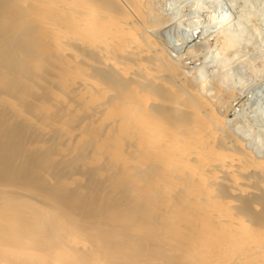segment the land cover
Segmentation results:
<instances>
[{
	"label": "bare ground",
	"instance_id": "1",
	"mask_svg": "<svg viewBox=\"0 0 264 264\" xmlns=\"http://www.w3.org/2000/svg\"><path fill=\"white\" fill-rule=\"evenodd\" d=\"M147 2L28 0L26 7L38 12L39 19L47 24L46 40L55 44L60 53V59L57 61L67 66L65 72L73 76L74 84L72 79L68 81L71 80L70 84L74 86L71 96H74L73 105H77L70 109L76 110V113H89V126L92 129L90 132H93L92 135L102 134L98 160H104L106 157L107 161L110 160V165L116 162L115 165L119 164L118 167H121V164L126 178H142V186L138 184L139 187L136 182L139 191L144 186L146 194L155 196V193L162 194L160 192L164 190L167 194L163 193L166 202L162 200L165 204L161 210L167 208L171 212V224L165 222L164 226L157 227L156 222L153 226L149 220L153 219L145 212L147 215L143 213V217L149 218L150 223L142 226L145 223L144 221L141 224L143 214H139L141 221L135 218V212L139 213V209L142 211L144 204H140V201V206L136 203L133 205L134 201L127 204V201H123L127 198V195H124L126 193L120 192L119 195L122 197L123 194L122 201L127 207L121 208L125 207V204L120 206L118 203V206L115 203L118 199L113 196V200L110 196L114 191L110 190V194L104 197L103 188L100 189L102 193L99 189L90 193L98 199V204L85 210L87 214H81L85 208L82 204L68 208V200L86 199L82 196L84 194L80 192L72 194L69 198L67 196V200L64 199L65 196L61 199L66 185H72L60 181L66 179L65 177H60L58 180L62 184H55L57 188L48 193L47 190H42L46 189L45 187L39 188L37 181H25L22 175L14 171L16 167H13L14 161L20 156L15 151L17 146L5 144L4 135L0 134V158L4 163L0 170L3 169L4 176L7 174L8 179L11 178L10 181L19 188L16 192L10 188L11 182L5 185L3 183L7 180L0 181V264H127L129 254L133 255L134 250L151 249L161 243L169 244L168 239L182 237L183 231H187L185 235L191 240L188 247L200 257L196 264H264V193L261 196L250 195L255 191L251 193L246 182L247 176L252 174L264 178V159L260 160L250 154L240 140L234 144L236 149L231 147L235 142H231V137H228L231 140V144H227L229 147L221 143L222 139L227 138H224V134L227 133L228 120L217 112L215 105L206 97L201 87L187 83L188 76L168 59L158 40L151 36L146 20ZM211 2L216 5L218 1ZM22 15L27 17L30 13L25 12ZM211 23L214 26L219 25V22L214 20ZM1 38L3 37H0V44L3 46H0V56L3 58L5 55L7 60L4 59V62L11 61V52L2 50L3 47L7 48L8 44L5 46L6 40L1 42ZM42 47L40 45V48ZM5 75L7 76V73ZM63 83L66 87L69 85ZM72 100L73 98L69 105ZM2 113L5 115L6 112ZM70 114L68 116H71ZM65 116L66 119L69 118ZM5 117L3 116L4 119ZM7 121L10 122L9 119ZM9 129V138L19 135L14 133V127ZM92 135L86 136L91 138ZM22 137L21 133L23 140ZM24 138L27 139V136ZM82 144L84 143H81V147ZM47 154L48 152L43 153L42 156H48ZM28 155H24L25 158ZM30 156L38 160L35 157L37 155ZM17 161L20 162V159ZM70 163H66L67 166H71ZM116 167L110 168L111 171L117 170ZM110 174L115 177L113 179H117L115 174ZM60 175H63V171ZM51 179H47V182L51 181V185L47 184V187L54 186ZM119 181L121 180H118V184ZM259 182L260 187L264 189V179ZM136 186L133 187L138 191ZM120 189L116 190L117 197ZM240 198H247L246 203ZM145 201L144 203L148 204V200ZM59 202H67V208L58 210ZM110 208L115 211L114 215L108 213ZM153 212L151 211V215ZM176 215H179L180 219H176ZM125 221L128 226L124 225ZM86 238L87 244L83 241ZM175 239L171 244L178 242ZM158 246L157 248H161ZM184 247L181 246L182 250ZM175 248L172 246L171 251L166 250L170 253ZM181 248L179 253H183ZM126 252L129 254L126 255ZM174 253L169 255L171 257L167 256L162 264L191 263L188 256L185 257L186 254L183 256L187 259H184L176 253L175 258ZM158 256L159 253L157 257L144 254L137 260L134 259L133 264H161L158 262ZM163 256L160 257L163 258L161 260H165L166 255ZM196 260L197 257L193 263Z\"/></svg>",
	"mask_w": 264,
	"mask_h": 264
},
{
	"label": "rangeland",
	"instance_id": "2",
	"mask_svg": "<svg viewBox=\"0 0 264 264\" xmlns=\"http://www.w3.org/2000/svg\"><path fill=\"white\" fill-rule=\"evenodd\" d=\"M26 1L28 2V0H0V37H3L1 38V42L3 39L6 40V44H4L5 46L8 44L7 48L3 47L2 50L5 51L4 49H7L12 55L11 61L8 60L5 62V55L4 57L2 56L3 58L0 56V113L2 114H0V134L4 135L3 142L6 141L5 144L9 143L11 145H15L14 147L17 146L15 151H17L18 155L20 156L14 161L13 167H16V170L14 171L17 174L22 175L24 180L29 183L37 181L36 184H39V188L40 186L41 188L45 187L46 189L42 190H47V193L52 189L57 188L55 187V184L56 186H59V184H62V182L65 181L68 184H72L66 185L64 188L65 191H62L64 194L61 192V199L65 196L64 199L67 200V196L69 198V196H72V194H77L80 192L84 194L82 196L86 197V199H82L83 201L76 199L68 200V203L59 202L58 210H62L63 208L66 209L67 207H65V205L67 204L70 205L68 208H73L77 204H82L85 208L83 209L84 212L81 214H87L85 210L96 207L98 204V199L90 195V193H93L94 190L97 189H104L103 191L105 192L100 190L101 193L103 192L102 196L104 195L105 197L106 194H110V192L114 191L110 196L111 198L115 196L116 200L118 199L115 202L117 205L118 203L120 206L125 204V207L122 206L121 208H127L126 203H123V201H127V204H132L134 201L133 205H135V203L139 204L138 201H140V204H144L142 205V211L139 209V213L135 212V214H137L135 215V218L141 220V218L144 216L143 213L146 212L147 214H150L153 221L149 218L143 217L141 224L144 223V221L145 223L142 224V226L145 227L146 223H150L149 220L153 226H155V223L157 222V227L164 226L163 223L165 222L169 223L171 212L167 210V208L166 210L164 209L165 211L161 210L165 204H163V202H166L164 195L167 194L164 193V190L161 192L157 190L162 194L155 193V196L154 194H150V196L148 193L146 194L144 186L141 187L140 191L139 188H137L139 185L142 186L141 183L143 182L140 181L142 178L137 180L136 177L129 178L128 176L130 179L129 181V179L126 178V174V177H124V173L126 172H124L121 164L120 166L122 169L119 171V168L121 167H118L119 164L115 165L116 162L113 163V165L111 163V166L108 162L110 160L107 161L105 159L106 157L104 160H98L97 155L101 151L99 140H101L102 134L98 136L97 133L96 136L95 134L92 135L93 132H90L92 129L89 126L91 125V121L89 120L91 115L89 113L84 110L83 113H81V111L76 113V110H73L77 103L73 105L74 96L72 97L71 95H73L74 86L70 84L71 80L68 81V79H72L73 76L71 73L67 74L65 72V70L67 71V66L62 65L60 61H57L60 59V53L57 50V47L55 48V44L53 45L51 42L46 40L47 37L45 32L47 24L39 19L38 12H35V10H28V7H26L28 4ZM211 1L212 0H146L148 3L146 8V17L148 19L146 20H148L147 25L150 28H148L150 30L149 33L151 36L153 35V38L158 40L157 42L161 48L163 47L168 59L173 64H175L181 72L188 76L187 83L195 85L197 84L199 87H201L203 92H205L206 97L210 99L215 105L217 112L226 118L225 120H228V124L226 125L228 128L226 129L227 136L224 134V138H227L222 139V141L220 140L221 143L223 142V144L226 146L227 144H231V142L233 143L235 141L233 144H231V147L233 146L232 148L236 149L237 147H235L234 144L236 145V142H239L240 140L243 145L246 146L245 148L250 154L261 160L264 159V150H256L254 149V146L264 142V115H262V113H264V52L261 51V47L264 46H262L260 43V37L257 36L250 27V20L251 23L256 25V27L259 28L261 32H264V22H262V20H264V0H217L219 3L217 2L216 5H213ZM223 11H227L231 15L228 17L217 15L214 18V22H219V25H212V21L209 20V16L213 13L219 14ZM22 12H26V14L30 13V15L23 17ZM229 37H232L236 40L235 47H229ZM40 45L43 46L42 48L46 49L47 52L46 50H42ZM0 46L3 45L0 44ZM7 50L5 52H7ZM60 64L61 66L58 67ZM250 68L251 70H249ZM6 73L7 76L5 75ZM63 76L64 78H62ZM59 78H61L62 81ZM116 79H118V77H116ZM63 82L67 83L66 85L69 83V87L67 86V88ZM72 84H74L73 79ZM71 98H73L71 101L72 106L69 105ZM65 99L66 101H63ZM72 107L73 109L71 110L70 108ZM66 109H68L67 113H65ZM2 112H6L7 114L4 113L5 115H3ZM69 114L71 116H68ZM77 114L78 116H76ZM65 115H67L69 118L66 119ZM72 115L75 117H72ZM3 116H6L5 119ZM62 116H64V118ZM8 119L10 122L7 121ZM87 122L89 124H87ZM17 125H22L23 127L19 126L18 128ZM87 125L89 127H87ZM12 127L16 129L14 133L19 135L17 137L15 136L9 138L10 135L7 131H9V128ZM28 127L31 129L27 130L26 128ZM21 133L23 140L21 139ZM29 134H31V136H29ZM90 134L92 135L91 138L86 136H90ZM24 136H27V139L24 138ZM35 137L37 138L35 139ZM228 137H231L230 139L232 141ZM89 138L91 140L93 138L94 139L91 141ZM17 140L19 142L18 145ZM22 141L26 142L22 143ZM81 143H84L82 144V147ZM97 145H99V147ZM18 151H20V153ZM45 151L48 152L50 156L48 154V156H42L43 153H46ZM31 154H34V156L37 155L35 157H37L38 160H36V158H32L30 156ZM24 155H28L26 158L32 159L27 160ZM43 157L46 159L44 160ZM18 159H20V162L17 161ZM71 159H73L72 163H70ZM105 161L110 166L107 164L105 165ZM2 162L3 159L0 158V164H2L0 166H4V163ZM66 163H70L71 166H67ZM112 167H116L117 170L114 169V171H119L118 174L122 172L119 174L121 175L120 177L117 172L114 173V171H111L110 168ZM62 171L63 175H60ZM52 172L53 174L57 173L58 175L56 174L54 177ZM111 172L117 176L116 180L113 179L115 177H111ZM3 173L5 174L3 169H1L0 177H3L0 178L2 179L0 181L4 182V180H7V182L5 181L3 184L9 185L11 178L8 179L9 176L6 174V177ZM49 173L51 176H49ZM65 173L68 174L66 175ZM45 175L47 177H45ZM60 177H65L66 179H61L60 181H63L60 183L58 180ZM51 178L55 179V181L58 180L57 183H55V181ZM108 178L110 180H108ZM134 178L136 181L133 180ZM47 179L52 180V183H54L53 187L55 188L52 186L47 187V184L48 186L51 185V181L47 182ZM262 179H264L263 176H259L258 174H256V176L255 174L247 176V187L250 188L251 193L255 191L250 195L261 196V194L264 193V189L260 187L261 182H259L262 181ZM118 180H121V182L119 181L120 186H118ZM125 181L130 184H127ZM113 182L116 185H114ZM136 182L137 185L139 184L138 186H136ZM12 184L13 183L11 182L10 188L17 192L19 188L17 189V185ZM121 184H124V186ZM133 186H136L138 191H135ZM114 188H121L118 191V197L116 191L117 189L115 190ZM120 192L123 194L126 193L124 195H127V198L125 197L123 200L122 198L124 196L122 194L121 197V195H119L121 194ZM115 198L113 200H115ZM247 198H243V200L241 198L240 199L244 203L247 201ZM145 200H148V204L144 203ZM120 202L122 203L120 204ZM111 203L114 205L113 202ZM111 208L115 209V207ZM111 208L108 210V213L110 215L113 213L115 214V211L113 212V209L111 211ZM156 210L161 211L156 213ZM151 211H154L152 215ZM140 212L141 215L143 214L142 217L139 215ZM146 213L145 216L147 215ZM156 214L158 216L155 217ZM152 216H154L156 221ZM144 218H146L148 222L146 219L144 220ZM175 218L180 219L179 215H176ZM127 223L128 222L125 221L124 225L128 226L126 225ZM111 224L112 223L110 222L109 225ZM183 232L182 234L180 233L182 236L180 237L181 240H179V236H177V238H179H176L177 240L173 237L168 239L171 246H169V244L161 243L163 247L160 244L159 246L154 245L156 249L154 247L151 249L144 248L146 252L141 248L134 250L133 255H130L126 252V255L129 254V259L127 262L129 264H133L135 262L134 259L137 260V258L144 256V254H146V256L155 255L157 257V254L159 253L158 262H161L162 264L166 261L167 256L172 255V253L175 252L176 254H179L177 256L180 257H184L183 255L185 254V257L188 256L187 258L189 259V262L191 261V263L186 264H196L200 257H198V254L194 252L191 247H188V244L191 243V240L187 239V231H185V233ZM88 238H90V236ZM88 238L83 240L86 241V244L88 243ZM173 239L178 242H173V244H171V242L174 241ZM184 239H186V241H183ZM89 241L91 240L89 239ZM174 244H176V246L180 245L179 248L186 245L184 250H182V248L180 249L183 251V253H179L178 246L176 247ZM157 246L161 248H157ZM172 246L173 249L176 247L175 250L168 253L167 250L171 251L172 249L170 248ZM187 248L189 249L187 250ZM152 252L156 254L153 255ZM164 253L166 255L164 258L165 260H161L163 258L160 257H162ZM175 253L173 254L174 257L176 256ZM185 257L184 259H187ZM196 257L197 260L193 263V260H195Z\"/></svg>",
	"mask_w": 264,
	"mask_h": 264
},
{
	"label": "clouds",
	"instance_id": "3",
	"mask_svg": "<svg viewBox=\"0 0 264 264\" xmlns=\"http://www.w3.org/2000/svg\"><path fill=\"white\" fill-rule=\"evenodd\" d=\"M217 15L223 16V17H228L231 14L227 11H223L219 14L213 13L212 15L209 16V20L213 21ZM262 22H264V20H262ZM250 27L256 33V35L260 37V43L262 46H264V32H261L260 29L256 27V25L252 24L251 20H250ZM228 39H229V47H235L236 46V40L232 37H229ZM261 51L264 52V47H261ZM245 59H247V58H245ZM257 75H259V74H257ZM262 115H264V113H262ZM254 149L264 150V142H261V143L255 145Z\"/></svg>",
	"mask_w": 264,
	"mask_h": 264
}]
</instances>
